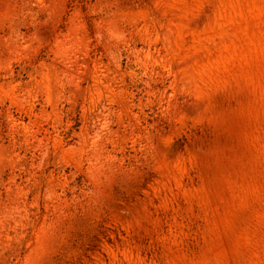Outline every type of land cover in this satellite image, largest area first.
<instances>
[{
    "label": "rangeland",
    "instance_id": "rangeland-1",
    "mask_svg": "<svg viewBox=\"0 0 264 264\" xmlns=\"http://www.w3.org/2000/svg\"><path fill=\"white\" fill-rule=\"evenodd\" d=\"M0 264H264V0H0Z\"/></svg>",
    "mask_w": 264,
    "mask_h": 264
}]
</instances>
